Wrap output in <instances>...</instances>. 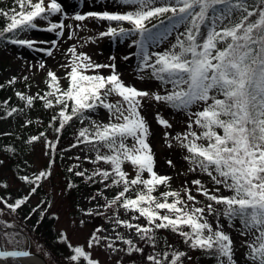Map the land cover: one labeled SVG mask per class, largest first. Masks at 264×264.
Wrapping results in <instances>:
<instances>
[{
  "label": "snow or ice",
  "instance_id": "6c2138e0",
  "mask_svg": "<svg viewBox=\"0 0 264 264\" xmlns=\"http://www.w3.org/2000/svg\"><path fill=\"white\" fill-rule=\"evenodd\" d=\"M0 18L6 21L0 41L29 49L49 44L39 50L53 58L54 50H59L57 39L20 38V34L37 30L38 21H46L47 26L39 30L57 37L67 32L71 40L74 29L86 27L67 23L71 19L105 23L106 30L99 31L98 38L138 36L132 40L138 48L137 79L155 83V88L143 89L127 84L117 71L116 57L109 58L111 63H97L75 44L64 51L66 59L58 64L62 76L40 62L38 70L46 73L45 90L16 91L23 106H10L11 97L0 105L7 117L27 115L37 102L52 111L47 128L54 137L49 139L47 131H40L25 142L43 141L48 162L31 174L14 173L13 178L27 186V194L11 202L0 195V213L5 208L16 213L39 194L45 182H51L58 151L79 149V155L68 157L75 163L66 172L86 185L100 187L83 197L91 206L74 205L81 218L72 219L70 226L84 228L97 218L105 223L92 229L85 244H74L67 230L58 232L57 242L68 249L66 264H102L97 251L104 252L112 264H191L189 252L194 251L215 264H264V0H109L104 10L73 15L60 0H15V7L0 8ZM20 78L30 90L29 77ZM17 79L13 76L7 83ZM152 104L184 117L170 122L159 107L153 115L163 130V146L180 152L186 171H180L172 158L164 162L171 173L158 170L152 124L145 115ZM101 109L107 112L106 122L93 119ZM75 121L81 124L75 141L67 149H58L66 126ZM39 122L28 118L23 126ZM176 123L180 131L175 130ZM2 151L16 154L13 146ZM85 163L91 168H85ZM4 164L0 159V168ZM180 176L185 179L173 187ZM8 187L0 179V189ZM72 190L79 191V185L68 179L58 195ZM55 205V196L37 202L24 217H40L32 231L46 216L60 219L52 211ZM0 223L4 224L0 261L32 255L27 250H8L6 245L20 246L26 240L6 230L11 224ZM163 233L178 238L187 250L177 248L176 241Z\"/></svg>",
  "mask_w": 264,
  "mask_h": 264
},
{
  "label": "rangeland",
  "instance_id": "374dc122",
  "mask_svg": "<svg viewBox=\"0 0 264 264\" xmlns=\"http://www.w3.org/2000/svg\"><path fill=\"white\" fill-rule=\"evenodd\" d=\"M5 3L10 2V0H3ZM63 4L64 8L68 12L69 15H73L76 12L84 13L87 11H100L104 10V6L108 4L109 0H60ZM15 4V0L13 1ZM107 10H115L114 8L109 7ZM157 21L153 20L152 23H156ZM67 23L75 25L76 23L86 24L84 28L74 29L75 34L71 40L68 39L67 32L63 37H57L55 33H49L39 30V28H43L47 26L46 21H38L39 28L37 30H32L27 34L21 33L20 38H31L36 40H47L51 41L53 39H57L59 41V50L55 51V57H48L44 52L40 51V47H50L49 44L38 45L35 48L29 49L27 47H21L19 45L11 44L10 42L4 43L0 49V84L3 82H8L11 80L13 76L17 77V81L9 85L7 89L4 91L2 97L4 100H7L9 97L12 99H16L19 103H23L16 96V91H30L31 93L37 92L42 88L43 79L46 75L41 70H38V64L40 62H45L49 68L56 70L58 75H63V71L58 67L59 63H63L66 57L63 55L64 51L75 44L80 51H84L88 53L92 59L97 63H111L109 58L116 57L115 63L117 64V71L121 74L122 79L127 84H132L137 88H155V83H145L137 79V64H138V48L136 45L132 43L133 39H138V36H129L127 38H98L99 31L106 30L107 25L103 22L88 20L85 22H74L73 20H67ZM167 23V21L165 22ZM125 27L128 25L125 24ZM155 31V30H154ZM89 37H92L90 40ZM165 45H161L160 47H164ZM152 48L155 50H159L156 48V45H152ZM128 56V60H124L123 57ZM32 65H36V68H33ZM104 74L107 75V70H104ZM22 76H28V83L32 85L29 90L25 86V81L21 79ZM38 86V87H37ZM115 99V98H113ZM159 106L152 104L147 108L145 115L148 120L152 124V131L154 135L151 138V142L155 151L157 152L158 162H159V171L161 172H169L172 170L168 169L165 165V160L167 158H172L178 161V166L180 171H186V164L183 163L182 158L180 156V152L177 150L176 152H171L166 149L162 144V133L163 130L155 123L153 119V115ZM162 115L169 119L170 122H180L184 119V117L180 114H176L173 110L168 108L159 107ZM1 114V113H0ZM32 113H27V115H13L12 117H0V159L5 160V164L2 168H0V179H5L9 187H17L19 185L24 186L22 182L15 180L13 178L14 173H17V170L21 172L31 174L32 171L43 168L48 161V157L45 155V147L44 144L40 141L35 143L34 145H28V152L25 154V157L29 159V166L24 169L22 168H12L8 167V158L6 157V153L1 150L3 147V142L8 141L12 136H14L15 132L18 128H20L25 119L30 118ZM93 119H98L101 121H107V112L106 110H98L97 113L93 114ZM81 124L79 125V129ZM175 130L180 131L181 125L179 123L175 124ZM7 133L8 135H4ZM67 148L69 147L66 146ZM66 148V149H67ZM65 149V148H64ZM63 159L60 164L56 162L54 165V175L50 183L45 182L44 186L48 191H51L53 195L56 197V205L53 207L52 211L58 212L60 215V219L57 220V226L60 230H67L69 237L72 242L77 244H85L88 238L89 233L92 229L100 224L105 223L104 220L97 218L95 220H91L86 224L84 228H79L78 226L73 228L70 226V221L72 219L79 220L81 216L77 213L75 209V204L79 203L80 207L87 208L91 206L89 202L84 199V196L88 194H95L96 189L100 187V185H95L96 189L89 190L88 188H84L82 190L70 191L66 196H59L58 193L65 187V182L68 179L65 177L66 168L75 163L74 160H69L68 157H75L80 154L79 149H73L69 152L64 153ZM21 156L18 158V162H22ZM85 168H91V165L85 163ZM11 168V169H10ZM20 172V174H22ZM189 179L194 178L192 176L188 177ZM185 179V177L180 176L174 179L173 187H177L181 181ZM115 190H112L108 193L109 196L113 195ZM4 193L6 197H12L7 195V190L0 189V195ZM35 199V198H34ZM103 203V200H101ZM3 206L0 205V208ZM111 215V213H109ZM0 222H6L7 224H11V228H7L6 230L9 232H18L22 237L25 238L27 245L28 239L25 232L20 229V226L15 222L13 216L7 211L5 208L2 213H0ZM225 227L227 225L225 224ZM4 229V224L0 223V230ZM168 236L170 240H175L176 245L181 242L178 238L168 234L163 233ZM19 238V237H18ZM7 248L12 249H20L23 248L16 245H7ZM39 251V250H38ZM96 256L102 261V264H112V261L108 259V257L102 251H97L95 253ZM54 263V262H53ZM59 264H66L64 258H58ZM26 264V263H24ZM51 264V263H50ZM55 264V263H54Z\"/></svg>",
  "mask_w": 264,
  "mask_h": 264
},
{
  "label": "trees",
  "instance_id": "16d2710c",
  "mask_svg": "<svg viewBox=\"0 0 264 264\" xmlns=\"http://www.w3.org/2000/svg\"><path fill=\"white\" fill-rule=\"evenodd\" d=\"M14 0H10V2L5 3L3 0H0V8H4L7 10L10 7H15V4L13 3ZM5 19L0 18V28H2L5 24ZM7 40L0 41V49L4 43H7ZM4 85L3 88H0V101H4V98L2 95L4 94V91L7 89L8 84L6 82L2 83ZM46 86L43 83L42 88L38 91L45 90ZM9 105L16 107V106H23V103H19L16 99L9 100ZM0 117H7L3 114V106L0 105ZM28 113H32L30 119L36 121L39 119V123H34L30 126L24 127L23 125L17 129V131L14 133L15 135L12 136L8 141L3 142V147L5 146H13L16 149V154L13 155L12 153H6V157L8 158V167L15 168L17 165H19V168L26 169L30 162L29 159L25 157V154L28 152V144H26V140L31 135H36L40 131H47V135L49 139H52L55 135V133L47 128L48 121L50 119V116L52 115L51 110H46L42 107V104L40 102H37L35 107L28 111ZM79 121H75L71 126H66L65 131L62 133L61 141L58 145V149L63 150L66 149L68 145L72 144L75 141V135L79 130ZM43 143V141H41ZM44 144V143H43ZM46 151V149H45ZM64 153L57 152L56 154V162L60 164L63 159L62 156H64ZM21 156L22 162H18V158ZM25 161L27 164H25ZM48 162V161H47ZM15 166V167H14ZM11 169V168H10ZM17 172L20 174V170L16 169ZM25 171V170H24ZM21 172L22 174L24 173ZM65 177L68 179L73 180L77 185H79V190H82L84 188H88L89 190L96 189L95 185H86L84 184L80 178L73 177L70 173H67L65 171ZM67 179V180H68ZM5 180V179H4ZM45 184V183H44ZM7 190V195L12 196L9 197V201L11 202L15 198L27 194L28 188L26 185L24 186H17V187H10ZM74 193H76L74 190H72ZM52 197L54 196L51 191H48L45 186L43 185L42 189L40 190L39 194L36 196H33L31 198V202L25 206H22L21 209H18L16 213H10L11 216H13L15 222L20 226V229H22L26 236L29 238L30 241V247L31 249L38 250L37 245L40 246L41 251L44 255L45 252L48 253V255H45L46 258L50 261L51 264H59L58 258H65V256L68 255V249L61 243H58L56 238L57 234L60 231V229L57 226V220L52 219L50 217H45L41 220V223L36 228V231H32L33 226L36 225V221L40 219V217L36 214H32L31 218L28 220H25L24 217L29 215L30 210L35 207L37 202L41 199H45L46 197ZM4 195V193L2 194ZM35 198V199H34ZM8 211V210H7ZM9 212V211H8ZM164 235V234H163ZM166 236V235H165ZM75 244V243H74ZM26 244H22L21 247H25ZM6 247H8L6 245ZM177 248H181L183 250H187L186 246H184L182 243L176 245ZM189 254L193 257V260L191 264H215V260L204 256L199 251L189 252ZM9 261L11 264H22L19 262L16 258L10 257ZM54 262V263H53Z\"/></svg>",
  "mask_w": 264,
  "mask_h": 264
},
{
  "label": "bare ground",
  "instance_id": "6f19581e",
  "mask_svg": "<svg viewBox=\"0 0 264 264\" xmlns=\"http://www.w3.org/2000/svg\"><path fill=\"white\" fill-rule=\"evenodd\" d=\"M21 261L28 263V264H43L41 259L33 256H28V257H20ZM0 264H9V261H0Z\"/></svg>",
  "mask_w": 264,
  "mask_h": 264
},
{
  "label": "water",
  "instance_id": "95a60500",
  "mask_svg": "<svg viewBox=\"0 0 264 264\" xmlns=\"http://www.w3.org/2000/svg\"><path fill=\"white\" fill-rule=\"evenodd\" d=\"M17 250H27V251H30L32 253V255L30 256H34V257H37L39 259H41V261L43 262V264H49V262L47 261V259L45 258V256L38 252V251H34V250H31L30 248H27V249H17ZM18 259H20V257H16Z\"/></svg>",
  "mask_w": 264,
  "mask_h": 264
}]
</instances>
